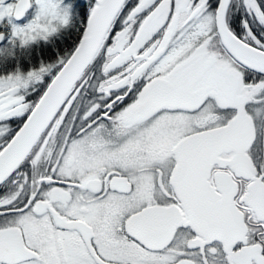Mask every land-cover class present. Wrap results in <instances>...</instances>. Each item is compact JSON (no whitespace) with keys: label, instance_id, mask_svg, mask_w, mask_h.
<instances>
[{"label":"snow or ice","instance_id":"obj_1","mask_svg":"<svg viewBox=\"0 0 264 264\" xmlns=\"http://www.w3.org/2000/svg\"><path fill=\"white\" fill-rule=\"evenodd\" d=\"M0 264H264V0H0Z\"/></svg>","mask_w":264,"mask_h":264}]
</instances>
